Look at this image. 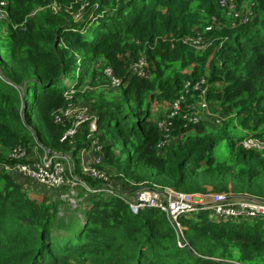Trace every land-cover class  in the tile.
<instances>
[{
	"label": "trees",
	"instance_id": "1",
	"mask_svg": "<svg viewBox=\"0 0 264 264\" xmlns=\"http://www.w3.org/2000/svg\"><path fill=\"white\" fill-rule=\"evenodd\" d=\"M5 1L0 159L4 147L31 151L38 143L69 153L79 174L76 154L87 143L88 125L62 139L70 123L54 121L74 101L96 115L102 166L116 183L264 198V151L238 144L247 134L264 137V0H250L254 16L246 23L233 22L216 0ZM82 3L85 13L76 21L72 13ZM197 31L208 42L203 51L180 40ZM140 54L145 77L129 70ZM107 66L121 86L110 85ZM71 90L70 100L64 94ZM179 96L171 138L158 147L164 104ZM201 96L219 122L187 120ZM222 141L226 159L214 155ZM76 190L74 203L48 191L39 198L22 180L0 173V264H264L262 218H216L206 210L182 215L186 246H179L163 212L133 214L119 194Z\"/></svg>",
	"mask_w": 264,
	"mask_h": 264
},
{
	"label": "built area",
	"instance_id": "2",
	"mask_svg": "<svg viewBox=\"0 0 264 264\" xmlns=\"http://www.w3.org/2000/svg\"><path fill=\"white\" fill-rule=\"evenodd\" d=\"M218 6L226 11L228 17L233 22L246 23L254 16V3L247 0L244 10L239 12L237 8L238 0H216ZM5 0H0V16L7 17ZM214 20V18H212ZM235 25V23L233 24ZM15 27V25H13ZM211 29L207 25L204 31ZM181 42L188 47L203 51L208 42L204 32H195L193 35L180 38ZM130 73L145 77L147 74V60L143 54L134 59L129 66ZM104 75L109 79L112 87L122 85V80L115 75L114 70L107 66L103 68ZM203 81V80H201ZM189 82L185 83L187 87ZM195 88L204 89L200 84ZM74 91L65 92L67 99H72ZM183 96H179L172 101L163 118L158 121V127L163 133L164 139L159 142L158 147H163L171 138L168 133L172 118L181 110ZM200 108L187 116L189 122L196 123L200 120L199 112H206L208 103L201 96ZM213 118L219 122L220 116L214 114ZM54 121L59 124L69 122V127L62 135V139L72 138L77 130L84 124L88 125L87 143L78 150L76 162L79 174L76 172L75 158L69 153H60L49 150L36 143L28 151L23 145L13 146L7 154V159L0 160V173L17 176L22 181L35 182L36 184L49 189L67 188L68 192L61 194L60 198L74 203L77 196L76 187H84L92 191H98L106 195L119 194L127 203L131 213L137 214L142 209H156L163 212L171 223L177 236V244L186 246L183 236V227L180 223V216L193 213L198 210H206L210 216L216 218H262L264 219V198L249 194L233 195L231 193H216L209 196H200L197 193H185L176 191L169 187L160 188L148 186L146 182L137 184L135 189L122 191L123 187H118L103 165V155L101 144L97 137V117L89 108L82 103L71 101L63 109L54 115ZM238 144L248 150L264 151V137L247 134L242 137ZM37 150L40 153H37ZM84 177H89L98 182V186L91 188ZM76 191V193H75Z\"/></svg>",
	"mask_w": 264,
	"mask_h": 264
},
{
	"label": "rangeland",
	"instance_id": "3",
	"mask_svg": "<svg viewBox=\"0 0 264 264\" xmlns=\"http://www.w3.org/2000/svg\"><path fill=\"white\" fill-rule=\"evenodd\" d=\"M247 0H242L240 1V7L238 9L239 12H241L243 9H244V6L246 4ZM54 8V7H53ZM85 13V5L82 3V5L80 6V8L78 9V11H76L75 13H72L73 14V17L76 21L78 20H81L83 15ZM8 21V18L5 16V14H3V16H0V26L2 27L3 31L6 32L7 30V24L6 22ZM88 107V106H87ZM167 107L168 105L164 104V108L163 110H165V112L167 111ZM200 108V103L198 101L197 105H196V111ZM158 109V108H157ZM214 114H216L211 108H207V111L206 112H199V116L200 118L202 119H212ZM217 115V114H216ZM242 133L240 131H238L236 133V136H240ZM22 145V144H21ZM34 145H32L31 147H33ZM11 149V148H10ZM9 149V150H10ZM7 148H2L1 149V152H2V159L0 160H5L7 159V154H8V151ZM37 153H40L39 150H37ZM227 154H228V151H227V148L225 146V141H222L217 147L216 149L214 150V155H216L217 158H220V159H226L227 157ZM17 178V180H20L17 176H14ZM142 177L147 180V181H152V176L146 172H143L142 173ZM24 183V188L26 190H28L30 192V194H32L33 196L35 197H39V195H41L43 192H46L48 191V193L50 192H54V193H60V194H64L66 195L65 193L68 192V189L67 188H61V189H54V190H49V189H46L44 187H41L39 186L38 184H36L35 182H28V181H23ZM119 184V183H117ZM118 187H123L122 191H130L131 189L129 187H126V186H122V185H117ZM130 189V190H129ZM78 192V190H76ZM75 191V193H76ZM197 195H200V196H209L211 194H216L215 192H202V193H199V192H196ZM176 233V232H175ZM177 237V236H176Z\"/></svg>",
	"mask_w": 264,
	"mask_h": 264
},
{
	"label": "crops",
	"instance_id": "4",
	"mask_svg": "<svg viewBox=\"0 0 264 264\" xmlns=\"http://www.w3.org/2000/svg\"><path fill=\"white\" fill-rule=\"evenodd\" d=\"M40 186V185H39ZM42 187V186H41Z\"/></svg>",
	"mask_w": 264,
	"mask_h": 264
}]
</instances>
